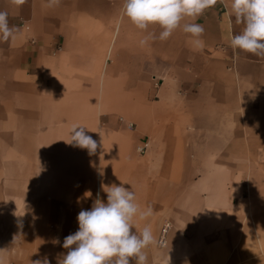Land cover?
<instances>
[{"label":"crops","instance_id":"obj_1","mask_svg":"<svg viewBox=\"0 0 264 264\" xmlns=\"http://www.w3.org/2000/svg\"><path fill=\"white\" fill-rule=\"evenodd\" d=\"M48 4L0 0L15 27L0 38V214L18 205L17 245L2 223L0 253L57 264L78 213L97 193L106 202L102 185L121 183L152 208L134 232L150 225L157 241L167 225L168 256L188 259L198 234L233 231L232 177L219 173L235 170V109H264V58L230 46L243 30L231 0L167 40L123 15L124 0ZM184 23L203 26L202 48ZM73 125L97 140L95 154L66 143Z\"/></svg>","mask_w":264,"mask_h":264},{"label":"clouds","instance_id":"obj_2","mask_svg":"<svg viewBox=\"0 0 264 264\" xmlns=\"http://www.w3.org/2000/svg\"><path fill=\"white\" fill-rule=\"evenodd\" d=\"M218 0H124L123 15L137 28L146 30L150 25H158L162 31L160 40H167L181 27L185 18L202 16L206 10L214 7ZM15 5H23L26 0H12ZM60 0H49L48 6L58 5ZM231 14L237 25H243L239 34L230 38L233 50L250 53L264 58V0H231ZM183 31L195 37L193 43L202 48L199 39L204 33L202 25L184 23ZM15 27H9L7 12H0V38L4 41L14 39ZM152 34L140 41L146 44L154 39ZM84 126L73 125L70 141L66 142L81 149H87L89 155L95 154L99 145L88 135ZM106 193V202L97 193V199L90 209H82L77 215L78 230L66 236L62 247L66 253L56 257L57 264H130L134 258L136 264H147L145 249L156 243L150 225L139 233L133 231L135 221L145 220L152 215V208L141 209L136 202L135 193L124 183L120 185H102ZM59 243V241H56ZM32 264H51L47 256L32 261Z\"/></svg>","mask_w":264,"mask_h":264},{"label":"rangeland","instance_id":"obj_3","mask_svg":"<svg viewBox=\"0 0 264 264\" xmlns=\"http://www.w3.org/2000/svg\"><path fill=\"white\" fill-rule=\"evenodd\" d=\"M233 116L235 170L219 176L232 177L229 190L234 200V230H219L208 236L198 234L197 248L188 259L180 257L178 251L173 257L161 251L158 237L145 250L147 264H264V109H235ZM17 208V204L10 203L0 214V225L3 223L12 247L17 245ZM174 247L177 248L175 242ZM15 254L0 253V258L17 264ZM130 264H136L134 258H130Z\"/></svg>","mask_w":264,"mask_h":264},{"label":"built area","instance_id":"obj_4","mask_svg":"<svg viewBox=\"0 0 264 264\" xmlns=\"http://www.w3.org/2000/svg\"><path fill=\"white\" fill-rule=\"evenodd\" d=\"M140 150H142V147L140 148ZM166 230H167V225L166 226H164L163 227V229H162V234H161V237H160V239H159V243L160 244H164V237H165V234H166Z\"/></svg>","mask_w":264,"mask_h":264}]
</instances>
